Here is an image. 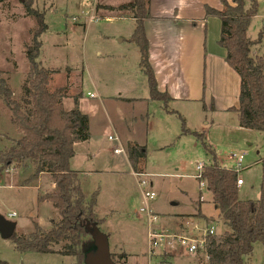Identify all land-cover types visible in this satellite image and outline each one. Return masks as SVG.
Segmentation results:
<instances>
[{
  "label": "rangeland",
  "instance_id": "374dc122",
  "mask_svg": "<svg viewBox=\"0 0 264 264\" xmlns=\"http://www.w3.org/2000/svg\"><path fill=\"white\" fill-rule=\"evenodd\" d=\"M23 1L0 0V71L12 97L17 100L21 97V86L29 69L25 45L29 43L31 30L35 27L34 18L25 14ZM128 1L130 0H31L32 7L44 12L47 26L40 36L41 47L36 60L53 71L49 89H65L63 109L72 103V108H77L90 119L88 130L91 139L88 144L77 146V155L72 163L74 167L79 166L76 168L86 172L77 174L86 196L93 191L97 192L94 208L96 217L100 219L97 229L107 237L114 264H207L204 252H186L176 243L162 249H153L148 246L147 236L152 227L176 232L186 220L190 222L188 230L194 222L198 223L199 230L214 223L216 236L227 230V226L217 215V209L210 202V192L206 187L200 189L199 179L194 176L198 172L195 168L197 162L202 161L205 165L211 163V155L204 149L201 139L192 134L181 135L179 119L170 115L167 116V123L176 126V135L162 136L159 128L155 127L149 132L147 141L145 115L132 118L137 116L136 112H142V103L106 101L101 105L98 102L99 94L91 82L93 80L97 83V79L103 76L101 81L110 86L109 92H115V77L119 72V68L115 67L122 63H118V58H112L110 53L113 52L115 57L123 53L131 66L132 71H128V76L136 89L135 94H129L148 96L144 75L136 67L138 59L140 60L139 48L129 40L135 27L131 12L107 8L108 5L118 6ZM192 1L197 3L200 0ZM209 1L219 3L220 0ZM257 2L256 13L247 29V36L251 39L257 38L264 25V0ZM248 4L249 1L245 0V6ZM251 55H264V34L261 42L252 46ZM136 72L141 76L136 78ZM125 76L127 74L123 75V82L127 80ZM185 126L188 128L186 121ZM20 135L11 121L10 109L0 96V151L14 145ZM108 135H114L116 139L110 140ZM206 139L203 141L209 142L215 149L217 162L221 166L233 165L228 158L229 152L244 153L243 165L246 166L238 171V176L243 181V184L237 186L238 195L242 200L258 199L264 132L235 131L212 126ZM128 140L142 142L146 146V178L151 180L150 188L156 193L154 199L146 204L153 206L158 213L159 219L156 222H151L145 214L138 211L143 203L138 184L140 177L132 173L127 161L125 142ZM114 147H121L122 151L114 154ZM77 160L80 161L78 164ZM92 166L99 171L88 172ZM33 173L34 165L29 162L25 166L9 167L0 173V217L16 222L15 235L31 232L34 221L40 228L48 229L54 224L52 221L58 220L57 211L51 203H40L36 198L39 194L50 191L49 186L53 182L51 174L40 173L35 177ZM23 183L29 185H22ZM199 195L201 200L197 202ZM198 203L207 216L200 211L199 216L196 214ZM12 212L15 213L14 216L11 215ZM183 213L186 214L177 215ZM83 240L86 242V247L82 249L81 246L83 252L93 248L90 235L84 236ZM60 245L56 244L53 248L57 250ZM119 254L123 256L119 257ZM244 259L245 264H264V242H254L251 253ZM4 262L84 264L77 255L20 252L15 248L12 238L0 235V264Z\"/></svg>",
  "mask_w": 264,
  "mask_h": 264
},
{
  "label": "trees",
  "instance_id": "16d2710c",
  "mask_svg": "<svg viewBox=\"0 0 264 264\" xmlns=\"http://www.w3.org/2000/svg\"><path fill=\"white\" fill-rule=\"evenodd\" d=\"M149 1L130 0L118 6L108 5L107 8L131 12L135 27L129 40L139 48V66L146 76L150 99L160 101L164 110L174 113L180 121L181 133L189 132L201 139L204 149L211 155V163L204 167L202 178L211 194V203L227 230L221 235L207 237V264H245L244 257L251 253L253 243L264 242V156L260 158L259 198L240 199L237 173L217 162L214 151L203 141V134L189 131L184 117L168 108L169 95L157 88L148 63V41L143 24L145 19L150 18ZM220 1L222 7L219 9L204 4V14L219 18L218 44L226 49L225 61L240 78L239 105L233 110L237 113L239 126L264 132V55H251L252 46L261 42L264 25L256 39L247 36L258 0H248L247 6L245 0ZM23 6L25 14L34 18L35 27L31 30L29 43L25 45L29 69L21 86L19 100L12 97L0 71V96L10 109L11 121L21 135L14 145L0 151V173L9 167L17 168L29 162L34 165L35 177L40 173L51 174L53 189L39 194L37 201L50 202L57 211L58 220L52 221L54 224L48 229L40 228L34 221L31 232L22 235L13 232L10 238L20 252L77 255L84 263L85 252L82 249L86 247V242L83 237L90 235L92 227H97L100 221L94 209L97 192L86 196L78 182V173L70 168L69 160L74 155V143L90 136L88 117L77 108L63 109L64 88L49 89L53 71L36 60L41 47L40 36L47 27L44 12L32 7L31 0H24ZM126 150L132 170L142 172L145 146L132 142L127 144ZM196 214L200 215L199 209ZM56 244H61L57 250L53 248ZM122 256L119 254V257Z\"/></svg>",
  "mask_w": 264,
  "mask_h": 264
},
{
  "label": "crops",
  "instance_id": "0c3cea01",
  "mask_svg": "<svg viewBox=\"0 0 264 264\" xmlns=\"http://www.w3.org/2000/svg\"><path fill=\"white\" fill-rule=\"evenodd\" d=\"M207 1L200 0L193 3L192 0H150V18L143 22L148 41V63L153 71L158 90L169 95L168 108L176 110L184 117L188 130L202 133L203 139H206L209 128L212 126L235 131L250 130L239 126L237 113L233 110L239 105L240 78L225 61L226 49L218 44L220 20L216 16L204 14V4L219 9L222 7V3ZM227 1L231 2L232 0ZM122 40L120 41L122 42ZM117 48L115 47V49ZM112 54L113 52L110 53L112 58H118V63H122L119 67H115V69L119 68L115 77L117 79L113 90L115 92H109L111 91L110 86L101 81L104 79L103 76L100 77L101 79H97V83L92 80V85L99 94L98 102L101 105H104L106 101H121L128 104L142 103V112H136L137 116L132 118L137 119L141 118L143 114L145 115L147 141L149 132L155 127L159 128L162 136L176 135V126L167 123V116L175 114L164 110L160 101L150 99L149 91L148 96H134L136 89L128 76V71H132L129 62L123 53L117 57ZM136 67L140 74L143 73L139 66V59ZM124 74H127L125 77L128 81H122ZM140 74L136 72L135 77L141 76ZM144 78L147 83L145 75ZM72 106L71 103L65 110L72 109ZM88 125L90 126L89 117ZM180 134L186 136L191 133H181L180 131ZM90 139L91 133L88 139L75 142L73 145L74 155L69 160V166L77 173H86L85 170L76 168L79 166L74 167L72 163L73 158L77 155V146L82 143L88 144ZM132 142L145 146L142 142L128 140L125 142V147ZM207 143L210 145L209 142ZM212 150L216 156L215 149L212 148ZM145 161L146 159L142 161L144 173L146 171ZM79 162L77 160L76 164ZM128 164L132 170L129 161ZM93 171L97 172L99 169L92 166L88 172ZM132 173H134L133 170ZM53 187L54 183L51 182L49 190L51 191ZM199 198L197 202H200L201 195ZM40 203H45V201ZM198 209L202 212L200 203L197 204Z\"/></svg>",
  "mask_w": 264,
  "mask_h": 264
},
{
  "label": "built area",
  "instance_id": "2783aa9c",
  "mask_svg": "<svg viewBox=\"0 0 264 264\" xmlns=\"http://www.w3.org/2000/svg\"><path fill=\"white\" fill-rule=\"evenodd\" d=\"M108 139L114 140L116 137L114 135H108ZM122 151L121 147H114L113 152L117 153ZM228 158L232 161V166H222L228 169H232L237 173L236 178V185L239 186L243 183L242 179L238 176V171L244 167L243 160H244V153L233 151L229 152ZM206 165L199 161L195 164V168L198 171L196 178L199 179V188L205 187L204 180L202 178V171ZM136 176H139L138 184L141 188V196L143 199V203L138 207V211L145 214L147 218L151 222H156L159 219L158 213L154 210V208L150 205H147V201H152L156 196V193L153 189L150 188L151 180L147 179L146 173H138L134 172ZM14 212L11 213L14 216ZM214 223H209L205 226L202 230H199V226L197 222L192 223V228L187 229V226H190L189 221H185L181 228L178 231H166L162 229H155L154 227L150 228L147 236H148V246L156 249V248H164L166 245H171L176 243L178 247L183 249L186 252L190 253H197V252H204L205 253V246L207 243V237L213 236L215 229ZM201 231V232H199ZM151 253V251L149 250ZM206 256V255H205Z\"/></svg>",
  "mask_w": 264,
  "mask_h": 264
},
{
  "label": "water",
  "instance_id": "95a60500",
  "mask_svg": "<svg viewBox=\"0 0 264 264\" xmlns=\"http://www.w3.org/2000/svg\"><path fill=\"white\" fill-rule=\"evenodd\" d=\"M15 226V221L0 217V235L3 238H10ZM90 235L93 240V248L85 252L84 264H114L110 256L106 235L99 231L96 226L92 227Z\"/></svg>",
  "mask_w": 264,
  "mask_h": 264
}]
</instances>
